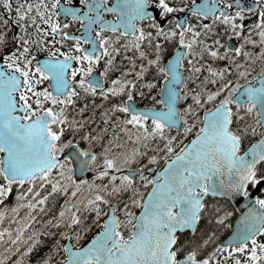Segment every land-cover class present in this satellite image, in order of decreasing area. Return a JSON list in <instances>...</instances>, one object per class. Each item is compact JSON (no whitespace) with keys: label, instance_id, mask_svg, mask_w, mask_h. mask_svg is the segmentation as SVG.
<instances>
[{"label":"snow or ice","instance_id":"snow-or-ice-1","mask_svg":"<svg viewBox=\"0 0 264 264\" xmlns=\"http://www.w3.org/2000/svg\"><path fill=\"white\" fill-rule=\"evenodd\" d=\"M0 4L12 11L10 0H0ZM81 4L84 5L82 12L78 8L59 5L57 0H51L50 6L45 0H36L34 4L30 0L26 4L21 3L15 8L16 20L13 21L22 30L13 37L18 47L5 52L0 59L3 65L0 67V153H3L0 155V177L4 181L0 183V199L9 192L6 185L16 183L19 189L27 184L25 190L16 192L17 199L27 200L29 212L37 207L43 210L46 200L53 194L63 192L70 198L88 184L91 194L83 200V210H94V220L104 217L99 220L100 230L83 247L78 243L76 246L60 244L57 240L37 264H56L49 256L58 253L61 248L64 255L59 264H264V241L257 238L258 233L264 234V168L259 166L264 164V64L256 73L250 64L238 62L244 44L261 46L259 53L243 51L245 60L254 61L259 57L264 61V0L253 4L246 3V0H202L190 9L182 2L171 3L169 0H115L110 6L106 0H81ZM153 5L161 19L155 18ZM58 8L60 11H57ZM101 9L111 12L113 19L105 20ZM257 9L259 18L245 34L243 24L236 21L242 20L244 13L251 14ZM181 10H190L197 17L211 15L213 21L222 20L228 26L227 36L222 39L214 34L211 22L201 25L208 30L202 33L196 31V25L176 16L165 20L167 14ZM89 12L93 15H88ZM61 14L86 22L81 24L83 36L61 32V28L69 26L56 19ZM144 19L151 21L149 27L154 29L155 35L152 31H145L144 25L135 23ZM41 22L51 28L53 39L45 40L49 27H41ZM95 25L99 26L93 37L90 30ZM30 26L33 30L28 32ZM105 28L128 37L125 50L134 47L141 60H147L135 72L137 78H142L152 66L164 77L160 85V99L153 105H145L143 110L133 102L137 81L122 79L132 69L125 67L120 77L111 80L109 87L101 86L99 95L105 98L108 93L126 92L121 102L110 104L109 111L125 113L123 119L117 116L116 121L132 126L120 130L133 143L130 148L115 154H110L108 144L101 153L81 147L78 141L83 139L91 143L99 140L104 130L91 135L85 131V126L92 123L88 117L69 121L65 115L66 106L72 105L73 97L79 94L77 88L70 85L96 95L95 89L100 81L99 78L93 79V65L102 56L108 57L100 77L105 76L114 65L112 57L120 49L108 44L110 38L105 36L98 40L102 52L96 47V38ZM254 28L259 30V40L251 39ZM210 34L212 39H208ZM232 36L242 37L241 43L229 46L227 40ZM56 37L61 38L56 40ZM69 37L76 43L67 51L51 47L45 58L36 59L38 50L54 43L64 44L65 38ZM160 37L168 40L178 37L177 47L165 63H161L164 52ZM145 38L148 52L141 47ZM7 39L5 28L0 31V45ZM114 39H119V36ZM81 40L89 43L91 48L82 47ZM196 45L199 46L198 51L194 47ZM205 54L213 60H227V63L222 67H213L207 60L197 64L194 58L203 59ZM123 59L135 62L133 57L125 56ZM72 61L75 67H72ZM205 66L207 75L201 81L197 74ZM70 67L71 73L67 71ZM184 69L189 75L182 74ZM77 74L80 78L73 80ZM209 76L211 83L216 85L215 90L205 86L209 83ZM229 76L236 82L228 79ZM44 80L48 84L37 87ZM189 81L194 84L191 89ZM156 83L153 79L146 85L142 84L141 88H151ZM140 94L135 92V95ZM188 96L191 102L177 108V102ZM213 100L216 103L212 108L205 107L201 102ZM201 108L203 115H198ZM85 110V107L79 109L81 113ZM102 115L107 124V113ZM181 121L183 128L180 127ZM197 123L196 135L176 151V137L167 134L165 129L175 127L187 135ZM112 128L117 129L118 124L113 122ZM66 129L72 131L73 136L64 140L62 133ZM256 134L259 138L244 146V140ZM153 140H162L163 143L153 144ZM69 146H72V151L61 158L62 152ZM141 147L145 151L142 152ZM149 149L152 154H148ZM161 151L164 153L162 167L156 169L154 175H146V170L153 172L161 158ZM73 157L80 161L82 168L86 164L93 165V182L73 179ZM99 157H102V168L96 165ZM144 157L146 159L140 163ZM133 163L137 167H131ZM149 164L153 167H147ZM97 177L106 178L108 183L96 184L94 180ZM141 182L150 186L146 193L141 191ZM49 184L50 190H44ZM69 185H72L71 193L66 191ZM256 189H259V194L252 196V191ZM125 191L130 194L125 201H120L119 196ZM208 193L244 197L254 205L241 217V224L227 240L217 242V237L220 226L231 213L219 207L214 212L209 211L212 205L204 201ZM80 203L79 199L65 201L56 216L49 217L44 223L50 224L55 220L56 225L66 224L68 228L59 235H67L69 239L74 237L78 242L87 229L78 228L75 233L68 229L80 223ZM20 206L14 205L13 210ZM133 206L139 208L138 213L132 211ZM117 212L124 217L123 220ZM3 216L4 212L0 211V218ZM205 216L210 221L209 227L214 218L215 227L197 232L199 222ZM31 222L29 219L17 229L16 240L22 238L21 232ZM122 224L127 227V235L123 233ZM186 229H192V235L181 240L178 233ZM33 236H38V233L34 232ZM0 239H3L2 235ZM36 243L37 240L33 239L24 253L31 251ZM14 264H20V259Z\"/></svg>","mask_w":264,"mask_h":264},{"label":"flooded vegetation","instance_id":"flooded-vegetation-1","mask_svg":"<svg viewBox=\"0 0 264 264\" xmlns=\"http://www.w3.org/2000/svg\"><path fill=\"white\" fill-rule=\"evenodd\" d=\"M28 2H29V0H10V3L12 5V11L11 12H9L8 9H5L3 7V5L0 4V31H4L5 28H7V37H8L7 41L4 44L0 45V56L1 57H3L5 52L12 51L13 48L18 47L14 43L13 37L17 31H22V30H20L18 28V26L13 23V21L16 20L15 8L17 6H19L21 3L26 4ZM30 2L34 4V3H36V0H30ZM46 2L48 3L49 6L51 5V0H45V3ZM57 2L59 5H67L69 7L78 8V9H80L81 12L84 10V5L81 4V0H57ZM114 2H115V0H106V3L109 6ZM169 2H171V3L182 2L184 5L189 6V9H190L193 4L199 5L202 2V0H169ZM257 2H258V0H246V3H249V4H253V3H257ZM33 11H35V9H33ZM57 11H60V8H58ZM152 11H153L156 19H161L159 16V12L156 10L154 5L152 8ZM101 14L105 20L113 19V14L111 12H104L103 9H101ZM88 15H93V13L89 12ZM171 16H176L179 20H182V21L189 23V24L196 25V31H200L202 33L206 32L208 30L203 29L201 27V25L209 24L211 22V26L214 29V34L220 35L222 39H224L227 36L228 26L225 25L222 20L213 21L211 15H209L207 17H197L190 10L189 11L181 10L178 12H173L171 14H167V16L165 17V20L169 19ZM258 18H259V10L257 9L256 12H253L251 14L250 13H244L243 19L242 20L237 19L236 22L243 24L242 31L246 34L248 28L252 27L255 19H258ZM56 19L61 24L68 23V25H69L67 28H61L60 29L61 32L66 31L70 34V36L83 34V32L81 31V24L84 23V21H81L79 19L72 20L71 17L63 15V14H61L60 16H57ZM135 23L144 25L145 31H152L153 34L155 35L154 29L149 27V25L151 23V21L149 19L136 20ZM98 26L99 25H95L90 30L91 36H93V37L96 36V27H98ZM41 27H46V26L42 23ZM222 29L224 30L223 32L221 31ZM32 30L33 29L31 26L28 27V29H27L28 32H31ZM49 30H50V35H47L45 37V40L53 39V34L51 32L50 27H49ZM258 31L259 30L256 28L253 29V34L251 35V39L259 40V36L257 34ZM188 35H191V33H188ZM105 36L110 38L108 41V44L112 48H119L120 49V51L117 52L112 57L113 62H114L113 67H111L109 69V71L106 73L105 76L100 77L99 73L104 68V64H105L106 60L108 59V57L102 56V58L100 60H98L93 65V79L99 78V81H100L99 85L95 89L96 95H93L91 92L84 93L76 85L71 84L70 87H76L77 92L79 94L77 96L73 97L74 103L72 105H70L68 111L65 113V115L69 118V121H71L73 118L80 120L82 117H88V119L91 120L92 123L85 126V131H89L90 133L92 132L91 135H94V136H95V131L92 130V126L94 125V126L101 127L102 125H105L104 117L102 114L106 113L105 110H107V109L109 110L110 104L121 102L125 98L124 94L126 92L116 94V95H119V99L115 98V95H113L111 93L107 94V98L99 95V93L102 91V87L107 88L110 86L111 80H113L117 77H120L121 73L123 72V69L125 67H128L132 70L129 73L125 74L122 77V79L136 80L137 83L135 86V92L141 93L140 95H135V92H134V94H133L134 102L140 106L153 105V103H151L153 100V94H152L153 91H149L145 87L141 88V85L143 84L144 79L149 77V73L146 75L144 74V76L142 78H137L135 75V72L139 70L137 68V64L131 63L132 61H130V60L123 59V57L128 56V57H133L134 61L141 60V58L136 54V50L134 47L128 48L127 50H125L124 46H125V44L129 38L120 35V33L118 31L113 32L110 29L105 28V29H102L100 37L96 38L98 46H99L98 40L102 39ZM117 36H119V39H114ZM60 38L61 37H56L55 39L59 40ZM201 38H203V35L201 36ZM212 38H213V36L210 34L208 39H212ZM145 39L147 40V38H145ZM160 39L163 41V45H165L167 47L166 49L163 50L164 55L162 56V58L165 59V61H166V59L176 49L177 44H178V37L171 39V40H168L164 37H160ZM241 40H242V37L238 38V37L232 36V37L228 38L227 42H228L229 46L235 47L236 45L241 43ZM30 43H31V41H30ZM73 43H76V41L72 40L70 37L65 38L64 44L54 43L53 45H50V46H48L42 50H38L36 59H38L39 57H41L43 55H46V53H47L46 50H48V48L57 47V48H60L61 51H67L68 48H70ZM80 43H81L82 47H86L89 44L84 40H81ZM144 46H145V40L142 42L141 47L146 52H148V48H146ZM195 47L199 48L198 45H196ZM260 47H261L260 44H256V45L244 44V45H242V52H241V55L238 57V62L244 61L246 64H250L252 69H253V72L258 73L261 69L262 64H264V61H262L259 57H257L254 61L245 60V58L243 57V51L249 50L251 53H259ZM100 51L102 52V49H100ZM221 51H222V49H221ZM234 54L235 53H233V55ZM81 55H82V53H81ZM194 60L200 64H203L204 61L207 60L209 64H212L213 67H222L223 64L227 63V60H223V59L213 60L207 54L204 55L203 59L196 57ZM146 61L147 60H143L142 62H146ZM185 63H186V61H185ZM130 64H133V66ZM75 66L76 65L74 62L72 67H75ZM71 70H72V68L69 69V73H71ZM249 74L251 75L252 73H249ZM201 75H204V76L207 75L206 68H204L201 71ZM79 78H80V76H79V74H77L72 79L77 80ZM209 78H211V77L209 76ZM228 79H232L233 83L236 82L232 76H229ZM200 80L203 81V79H200ZM45 83H46L45 85H47L48 81L45 80ZM241 83H243V81H241ZM215 87L216 86L213 85L212 90H215ZM101 104H104V105H101ZM105 104H108V105H105ZM45 106H47V104ZM104 106L107 109L104 110ZM156 106H159V105H156ZM81 107L86 108V110L83 113H81L79 111V109ZM97 121L99 123H97ZM99 132H100V129H99ZM67 134L73 136V133L70 130L67 131ZM62 136H64L63 133H62ZM68 138L69 137L67 135L65 138L63 137L64 140H67ZM108 138H112V135H110V132L103 131V135H101L99 140H96V141H101L102 139L106 140ZM78 143L82 147L86 148V141H83V139L78 141ZM82 178H85L84 180H86V172L84 174V177H82ZM83 187L86 188V184L83 185ZM233 213H234V217H236V210L234 208H233ZM257 238L262 239V236H259Z\"/></svg>","mask_w":264,"mask_h":264},{"label":"trees","instance_id":"trees-1","mask_svg":"<svg viewBox=\"0 0 264 264\" xmlns=\"http://www.w3.org/2000/svg\"><path fill=\"white\" fill-rule=\"evenodd\" d=\"M194 86V84L192 82H190V87ZM189 98V97H188ZM187 98V99H188ZM186 99V100H187ZM186 102L181 101L180 106L185 105ZM205 107H210L211 106V102H205L204 103ZM105 112L108 114L109 110H105ZM235 126V122L233 123V127ZM92 133V132H91ZM192 134V133H190ZM258 136V134H256V136H252L249 135V137L247 139L244 140L243 144L244 146H246L252 139H256ZM89 142L86 141V144H88ZM102 143L100 145H95L93 148V151L97 152L100 149V146L103 147L105 146V144H108L110 146V143H105L104 144V139H102ZM153 144H158V143H162L158 140H153L152 141ZM120 146H115L114 147V151H117L119 149H121L123 147L122 143L119 144ZM93 146V145H92ZM130 148V147H129ZM176 148V147H175ZM140 163L141 160H140ZM160 160L157 161L155 168L160 166ZM136 163H133L132 165H134ZM260 167L264 168V164H260ZM153 167L152 165L150 166V168ZM154 169V168H153ZM56 171V170H55ZM91 171H89L90 173ZM88 173V175H89ZM3 178L0 177V183H3ZM61 183H63V181H61ZM9 187V192L6 196H4L2 199H0V211L4 212V215H7L11 209L13 208L14 205H16L17 203H19V200L16 198V192L18 191V188L16 186V183H13L11 186H7ZM51 185H47L46 188L44 190H50ZM71 189H72V185H69L68 189L66 190L68 193H71ZM41 192V195L43 194V191ZM73 197V195L71 196ZM71 197L69 198L68 196H66L63 192L59 193V194H53L52 196H50L46 202H45V207L43 210H41L40 208H34V212H33V217H34V223H33V227L35 230H37L36 232L38 233V241L37 243L34 245V247H32L31 251H29V256L31 259L36 260V261H41L46 254H48L50 252V250L52 249V247L56 244V241L59 240L60 244H63V237H61L59 235V233L61 231H63V227L65 226V228H68V226L66 224L64 225H56L55 224V220H52V222L50 224H45L44 221H47L49 219V217H55L56 213L59 211L60 209V205L62 203H64L65 201L71 199ZM110 199H112V197H109ZM119 198L123 199L124 198V194L120 195ZM220 200L222 202V204L226 207L227 202L224 199H217ZM207 204L212 205V208L209 209V211L214 212L216 209V202H214V198H206L204 200ZM219 203V202H218ZM224 210V209H222ZM226 211H229V208L226 209ZM230 213V211H229ZM78 215L80 216V223L77 225L72 226L71 228H69L68 230L75 233L77 231V229H87V231L82 232L81 238L80 240L77 242L75 241V238L73 237V242L75 244H82L84 243L91 235H93L98 228L100 227L99 224V220L103 218V216L97 218V219H93V217H95V211L94 210H89V211H85V210H80L78 211ZM234 218V215L231 214L229 217L227 216L223 222V225L220 226L219 232H218V237H217V242H219L220 238L222 235H224L229 227V223L232 222ZM53 223L55 224V226H52ZM210 221L208 219L207 216L202 218V221L199 222V227L196 229L197 232H200L201 230L205 229L206 227L208 228V230H211L212 227H215V222H214V218L211 221V227H209ZM51 227H53V231L55 232V234L53 233H48L50 231H48ZM41 228V229H40ZM39 229V230H38ZM43 229V230H42ZM123 233L124 235H126L127 233V227L123 226L122 227ZM181 238V240L187 239L189 238L192 234L189 232H182L178 234ZM214 246V245H213ZM211 248L208 249V251H210ZM63 249L61 248L59 250L58 253L56 254H52L49 256V259L51 261H59L60 259L63 258Z\"/></svg>","mask_w":264,"mask_h":264},{"label":"rangeland","instance_id":"rangeland-1","mask_svg":"<svg viewBox=\"0 0 264 264\" xmlns=\"http://www.w3.org/2000/svg\"><path fill=\"white\" fill-rule=\"evenodd\" d=\"M45 18H47V17H45ZM41 24H42V22H41ZM41 24H40V26H41ZM46 27H49V26H46ZM48 35H50V30L48 31ZM48 50H49V48H48ZM48 50H46V51H48ZM85 64H86V62H85ZM44 86H46L45 81H42L41 84L37 85V87H44ZM101 105H104V104H101ZM105 105H108V104H105ZM105 109H107V108H105V106H104V110ZM67 111H68V107L66 106V112ZM107 115L109 117L107 124L102 125L101 127L94 126V125L92 126V130L95 131V135L98 134L99 129H100V131L104 130L105 132H107V131L110 132V135H112V136H117L118 138L114 139V142H115V140L119 141L123 137L127 138V135L123 131H121L120 129H122L124 127L131 128L132 126L131 125H122V124H120L119 121H116L117 116H119V117H121V119H123L124 114L121 111H116L114 113L109 111V113ZM113 122H116L118 124L117 129L112 128ZM193 131H194V133L196 132L195 128L190 129L187 135H184L182 132H179V131H176V133L171 132V135H174L176 137V142H175V147H176L175 150L176 151L186 142L190 133H192ZM110 140H111V138H108V142H110ZM141 151L143 152L145 150L141 149ZM148 154H152L151 149L148 150ZM163 154H164L163 151H161L160 152L161 158H163ZM0 155H1V153H0ZM144 159H146V157L141 158L142 163L144 162ZM96 165L99 166L100 168H102V165H100V160L98 162H96ZM150 166H151V164L147 165V167H149V168H150ZM145 174L149 175L147 170L145 171ZM94 177H95V171H94V167H92V173L90 174L89 177H86V180L89 182H93ZM84 179L85 178H82L80 180H84ZM94 182L96 183V179L94 180ZM117 182L119 183L118 179H117ZM96 184H98V183H96ZM147 187L148 186L143 185V183L141 182L140 188H141L142 192H145ZM26 188H27V184H24V185H21L18 190L23 191ZM89 192H90V189L88 187V184H86V188H84V187L80 188L73 195V197H71V201H76L78 199L81 201V203L78 207L82 211L84 209L83 200L86 199L87 196H89V194H88ZM123 194H124V198L123 199L119 198L120 201H125L130 193L125 191ZM26 203H27V200H24V201L19 200V203H17V204H20L21 205L20 207L16 208L15 210H13V208H12L11 211L7 215H4L2 218H0V235L3 236V239H0V264H14V261H16L18 258L20 259V264H35L36 263V260H33L30 258L29 252L24 253V249L26 247H28L30 244H32V240L33 239L37 240L39 238L38 236H33V233L37 231L33 227L34 209H32L31 212H29V209L27 208ZM120 206H122V204ZM76 208H77V206L74 204V210H76ZM138 209L139 208H137V207H134V206L132 207V211L134 213H136ZM223 209H226V208L223 207ZM117 213L119 214V212H117ZM120 218H121V220L124 219V217L122 215H120ZM29 219H31L32 222L29 224V226L27 228L23 229V231L21 232L22 238L19 240H16L15 237H16L17 229L19 227H22V225L24 223H27V221ZM52 226H55V224L53 223ZM4 229H8L9 231H7V232L3 231ZM52 229H53V227H51L48 230V231H50L48 233L55 234V232ZM65 229L66 228L64 226L62 230L65 231ZM65 236L63 237V241H64ZM259 240L264 241V234H263L262 239H259ZM240 255L242 256V254H240Z\"/></svg>","mask_w":264,"mask_h":264},{"label":"water","instance_id":"water-1","mask_svg":"<svg viewBox=\"0 0 264 264\" xmlns=\"http://www.w3.org/2000/svg\"><path fill=\"white\" fill-rule=\"evenodd\" d=\"M84 23H86V22H84ZM84 34V33H83ZM83 34H81V36H83ZM96 47H97V49H99V46L98 45H96ZM84 48H86V49H90L91 48V45L89 44L88 46H86V47H84ZM100 50V49H99ZM45 56L46 55H44V56H41V57H39L38 59H43V58H45ZM0 59H2L1 57H0ZM73 62L74 61H72V64H73ZM0 67H3V65L2 64H0ZM67 71H68V69H67ZM178 103V102H177ZM177 106V105H176ZM138 109H141V110H143L144 109V107H137ZM21 115H23V113H21ZM175 128V127H174ZM176 129V128H175ZM193 138V137H192ZM191 138V139H192ZM191 139L188 141V142H190L191 141ZM72 151V146H69L68 148H66L63 152H62V156H61V158L63 157V156H65V155H68L69 154V152H71ZM1 155H3V153H1ZM87 167H88V165L86 164V165H84V167L82 168L81 167V163H80V161H76L75 160V158L73 157V174H74V177L75 178H80L82 175H84V173H85V171H86V169H87ZM126 171V170H125ZM155 174V173H154ZM153 174V175H154ZM264 185H262V187H263ZM148 190H150V187L148 188ZM147 190V191H148ZM259 193V189H256V190H254V191H252V193H251V195L252 196H255V195H257ZM207 195H209V196H224V195H213L212 193H208ZM206 196V195H205ZM224 197H226V198H228L234 205H235V207H236V209L238 210V216H237V218L235 219V221H234V223H233V226H232V229L228 232V234L226 235V236H224V238L222 239V240H227L228 238H230V236H231V234H232V232L234 231V229L238 226V225H240L241 224V217L247 212V210H248V208L249 207H253L254 205L253 204H251V203H249L248 202V199L247 198H244V197H235V198H233V197H227V196H224ZM257 209L259 208V206H255ZM138 212H139V210H138ZM137 212V213H138ZM186 230H189V231H191L192 232V229H186ZM182 231H185V230H182ZM90 240V239H89ZM88 242V241H87ZM86 242V243H87ZM85 243V244H86ZM64 244H71L72 246H73V244H72V242H71V239H69V237L67 236V238H66V241H65V243ZM84 246V244L81 246V247H83ZM56 264H59V262L58 263H56Z\"/></svg>","mask_w":264,"mask_h":264}]
</instances>
